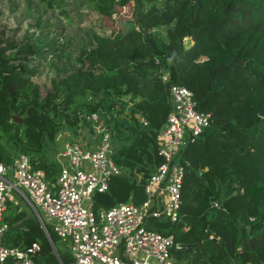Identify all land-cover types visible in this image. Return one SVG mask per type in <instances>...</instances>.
Returning a JSON list of instances; mask_svg holds the SVG:
<instances>
[{
    "label": "trees",
    "instance_id": "16d2710c",
    "mask_svg": "<svg viewBox=\"0 0 264 264\" xmlns=\"http://www.w3.org/2000/svg\"><path fill=\"white\" fill-rule=\"evenodd\" d=\"M40 1L53 8L64 3ZM89 1L110 16L131 0ZM132 1L135 23L94 33L88 46L67 56L71 68L48 85L34 80L33 61L57 53L51 40L38 35L12 53L7 49L16 45L0 39V128L55 181L60 161L44 154L45 140L56 141L61 123L76 133L84 114L98 112L121 172L110 177L107 190L93 194L91 207L138 202L162 160L158 134L171 109L169 84L185 85L195 107L210 112L211 123L180 150L177 219L153 217L149 225L183 244L172 251L185 264H264V115L258 114L264 104V0ZM1 161L11 162L0 148ZM31 211L27 202L22 208L7 202L1 242H39L40 262L70 263L66 241L60 248L52 224L43 219L57 256Z\"/></svg>",
    "mask_w": 264,
    "mask_h": 264
},
{
    "label": "built area",
    "instance_id": "2783aa9c",
    "mask_svg": "<svg viewBox=\"0 0 264 264\" xmlns=\"http://www.w3.org/2000/svg\"><path fill=\"white\" fill-rule=\"evenodd\" d=\"M161 77L170 79L164 70ZM169 96L171 109L158 134L162 160L147 177L144 198L138 202H120L96 211L91 207L93 194L107 190L110 177L121 172L111 155L110 132L98 112L84 114L76 125L77 130L85 119L92 127L93 140L67 139L56 152L60 168L55 181L47 180L44 169L33 167L25 152L9 163L1 161L0 264H43L38 259L39 242L24 247L1 242L7 229L3 220L7 202L18 203L12 189L39 215L40 210L51 219L54 232L68 241L73 256L68 264H184L173 255L172 247L178 246L173 235L152 228L149 220L177 219L184 174L179 153L210 125L211 114L195 107L193 91L183 84L171 82ZM10 169L15 180L7 175Z\"/></svg>",
    "mask_w": 264,
    "mask_h": 264
},
{
    "label": "rangeland",
    "instance_id": "374dc122",
    "mask_svg": "<svg viewBox=\"0 0 264 264\" xmlns=\"http://www.w3.org/2000/svg\"><path fill=\"white\" fill-rule=\"evenodd\" d=\"M63 2L62 5H56L53 8L46 6L40 0H0V39L3 45L9 46V43L16 45V47H8L7 52L18 51V47L32 43L38 35L51 40V43L57 47L56 54L48 53L47 59L33 61L38 64V72L33 78L45 85L49 84L51 78L63 75V69L71 68L67 56H76L82 47L88 46L94 33L108 34L124 24L135 23L132 0L124 6H116V11L110 16L100 14L89 0H64ZM187 41L185 39V42ZM43 48L48 49L47 46ZM67 137L89 142L93 140V130L91 125L85 123L75 133L73 128L61 123L56 133V141L45 140L43 152L47 158L55 157L60 143ZM0 148L7 153L11 161L21 152L10 134L2 131L1 128ZM7 175L15 180L14 170H8ZM11 193L22 208L26 204L24 196L15 189H12ZM30 209L35 214L34 209L31 207ZM39 213L42 219L52 224V220L43 212L39 210ZM61 241H66L68 248L66 239L59 238L57 245L65 248Z\"/></svg>",
    "mask_w": 264,
    "mask_h": 264
},
{
    "label": "water",
    "instance_id": "95a60500",
    "mask_svg": "<svg viewBox=\"0 0 264 264\" xmlns=\"http://www.w3.org/2000/svg\"><path fill=\"white\" fill-rule=\"evenodd\" d=\"M63 107H64V106H63ZM258 114H259L260 116H263V115H264V104L259 108ZM13 118H14V120L17 121V122H20V120H21V117H20L19 115H15V114H14V115H13ZM34 211H35V210H34ZM35 215L37 216V218H38L40 221L43 222L42 217H41L36 211H35ZM45 232H46V235H47V237H48V239H49V241H50L52 247L55 248V245H54V243L52 242V240H51V238H50V236H49V233L47 232L46 229H45ZM178 245H179V247L183 246L182 243H178Z\"/></svg>",
    "mask_w": 264,
    "mask_h": 264
},
{
    "label": "crops",
    "instance_id": "0c3cea01",
    "mask_svg": "<svg viewBox=\"0 0 264 264\" xmlns=\"http://www.w3.org/2000/svg\"><path fill=\"white\" fill-rule=\"evenodd\" d=\"M67 139H72V138H68V137H67L65 140H67ZM65 140H64V141H65ZM64 141H63V142H64ZM63 142L60 143V147H61V145H62ZM83 142H84V141H83ZM58 150H59V149H58ZM55 157H56V155H55ZM38 168H39V167H38ZM128 201H131V200H128ZM124 202H125V201H124ZM119 203H120V202H119ZM27 204H28V203H27ZM28 205H29V204H28ZM178 247H179V245H178ZM55 248H56V247H55ZM172 252H173V251H172ZM173 255H174V257H175L177 260H179V261H181V262L184 263V261H183V260H180V259L176 256V254H175L174 252H173ZM184 264H185V263H184Z\"/></svg>",
    "mask_w": 264,
    "mask_h": 264
}]
</instances>
